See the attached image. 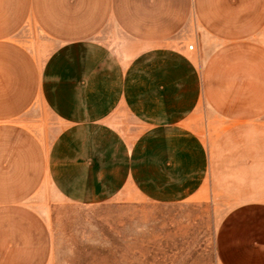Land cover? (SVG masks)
<instances>
[{
  "label": "crops",
  "instance_id": "crops-1",
  "mask_svg": "<svg viewBox=\"0 0 264 264\" xmlns=\"http://www.w3.org/2000/svg\"><path fill=\"white\" fill-rule=\"evenodd\" d=\"M202 12L194 0H0V264L48 263L49 228L28 203L46 177L76 202L127 187L179 202L218 173V156L187 126L205 86L185 52L160 46L128 56L94 39L110 25L135 43L159 44ZM28 21L60 44L44 64L21 35ZM42 104L63 125L47 151L36 130ZM229 192L264 198V183ZM231 220L221 233L226 264H264V207Z\"/></svg>",
  "mask_w": 264,
  "mask_h": 264
},
{
  "label": "rangeland",
  "instance_id": "rangeland-1",
  "mask_svg": "<svg viewBox=\"0 0 264 264\" xmlns=\"http://www.w3.org/2000/svg\"><path fill=\"white\" fill-rule=\"evenodd\" d=\"M194 4L204 12L193 13L165 42L135 43L110 25L94 39L128 56L160 46L185 52L205 86L187 126L218 156V173L210 172L199 192L179 202L155 201L134 187L110 198L76 202L46 177L28 203L49 228L47 264H226L221 233L233 223V214L256 204L264 207L262 197L244 200L229 192L243 183L255 189L264 183V174L256 171L264 165V0ZM21 35L42 64L60 45L33 21ZM39 110L36 130L47 151L63 125L43 104ZM241 167L244 171L236 172ZM247 168L256 172L246 173Z\"/></svg>",
  "mask_w": 264,
  "mask_h": 264
},
{
  "label": "built area",
  "instance_id": "built-area-1",
  "mask_svg": "<svg viewBox=\"0 0 264 264\" xmlns=\"http://www.w3.org/2000/svg\"><path fill=\"white\" fill-rule=\"evenodd\" d=\"M194 47H195V45H194V44H191V45L189 46V48H190L191 50H193V49H194Z\"/></svg>",
  "mask_w": 264,
  "mask_h": 264
}]
</instances>
